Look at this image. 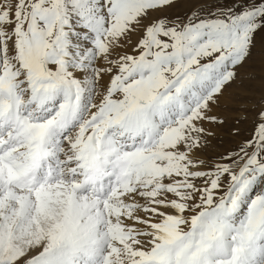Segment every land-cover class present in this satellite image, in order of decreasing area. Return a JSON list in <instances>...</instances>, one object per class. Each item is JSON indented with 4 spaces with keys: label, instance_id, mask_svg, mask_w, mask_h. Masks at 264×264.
Wrapping results in <instances>:
<instances>
[{
    "label": "snow or ice",
    "instance_id": "obj_1",
    "mask_svg": "<svg viewBox=\"0 0 264 264\" xmlns=\"http://www.w3.org/2000/svg\"><path fill=\"white\" fill-rule=\"evenodd\" d=\"M0 264H264V0H0Z\"/></svg>",
    "mask_w": 264,
    "mask_h": 264
}]
</instances>
